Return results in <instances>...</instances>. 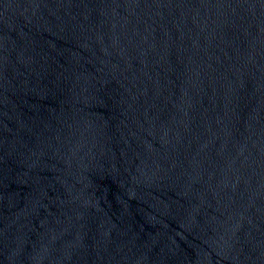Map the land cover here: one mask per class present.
<instances>
[{"label": "water", "instance_id": "95a60500", "mask_svg": "<svg viewBox=\"0 0 264 264\" xmlns=\"http://www.w3.org/2000/svg\"><path fill=\"white\" fill-rule=\"evenodd\" d=\"M0 264H264V0H0Z\"/></svg>", "mask_w": 264, "mask_h": 264}]
</instances>
